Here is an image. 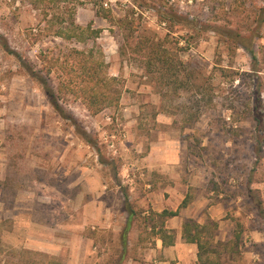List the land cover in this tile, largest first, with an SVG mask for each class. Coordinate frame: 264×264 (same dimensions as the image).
<instances>
[{
	"label": "rangeland",
	"instance_id": "374dc122",
	"mask_svg": "<svg viewBox=\"0 0 264 264\" xmlns=\"http://www.w3.org/2000/svg\"><path fill=\"white\" fill-rule=\"evenodd\" d=\"M72 20L102 30L96 43L57 37ZM128 31L176 54L211 102L195 88L160 94L121 46ZM93 46L122 83L120 103L94 115L68 97L61 116L20 59L39 69L44 54ZM124 192L142 213L125 253ZM188 194L225 221L204 211L219 223L214 249L241 234L220 264H264V0H0V264L142 262L155 242L144 218Z\"/></svg>",
	"mask_w": 264,
	"mask_h": 264
},
{
	"label": "trees",
	"instance_id": "16d2710c",
	"mask_svg": "<svg viewBox=\"0 0 264 264\" xmlns=\"http://www.w3.org/2000/svg\"><path fill=\"white\" fill-rule=\"evenodd\" d=\"M66 0H33V3L40 7L43 4L56 5ZM105 19L112 21L114 17L110 10H105ZM124 24V22H123ZM124 26V25H122ZM122 28V27H120ZM102 30L94 29L92 25L82 27L72 20L66 28H60L55 33L57 37L65 40H77L81 43L94 42L100 37ZM240 42L242 38L237 36ZM122 47L129 49L130 56L142 64L147 74L153 76L160 89V94L166 96L174 90L178 94L180 90L188 92L193 91L200 93L202 98H211L206 87L192 86V76L187 73L181 60H179L171 50L164 44L153 43L142 37L135 38L134 33L128 31L124 36L119 38ZM247 48L244 42H241ZM187 48H180L184 51ZM7 53H13L6 46ZM41 66L39 69L29 61L20 59V65L25 69L28 76L32 78L44 91L49 99L50 105L61 116L65 115L62 102L68 97L79 101L91 114H98L107 108L117 107L122 96V83L108 73V64L106 63L103 53L97 46H93L88 51L73 50L66 58L60 56L51 57L44 54L40 59ZM57 78L53 74L59 72ZM207 102V100H206ZM203 103V101H202ZM196 115V114H195ZM80 135L89 141L87 132L80 129L74 124ZM261 147L259 146V151ZM125 207L128 213V221L121 233L124 253L128 246V235L132 223L135 219L141 218V212L137 210L131 202L128 192H124ZM193 199L190 194L186 195L177 210L165 209L161 212L152 211L147 218H144L145 231L149 232L150 237H154L163 242L165 247L174 246L176 242V232L174 229L166 227V222L172 218L178 217L182 209L187 208ZM264 203L257 201V207L264 216ZM219 228V223L208 219L204 224L194 219H185L182 224V238L186 243L194 244L198 249L197 264H220V258L226 253H234L239 247L241 234L236 233V242H217L223 250L214 249L213 241L215 238L214 230ZM139 241L143 244V232L140 231ZM26 253V252H23ZM215 255V258L213 256ZM46 261L40 264H63L57 259L44 256ZM20 264H29L23 261ZM35 264V263H34ZM38 264V263H36Z\"/></svg>",
	"mask_w": 264,
	"mask_h": 264
},
{
	"label": "crops",
	"instance_id": "0c3cea01",
	"mask_svg": "<svg viewBox=\"0 0 264 264\" xmlns=\"http://www.w3.org/2000/svg\"><path fill=\"white\" fill-rule=\"evenodd\" d=\"M206 203L207 201L204 199H196L187 208L182 209L178 217L172 218L166 222V227L174 229L176 232V242L174 246L165 247L161 240L155 238V242L152 244V246L148 247L150 250V254H147L142 262H132L128 264H197V246L194 244L186 243L183 240L182 224L185 219L189 218L194 219L201 224H204L206 222L204 218V211L208 208V205ZM177 209L178 207H173L168 210ZM208 209L210 217L212 219L219 221L220 225L225 224V221H222L220 217H217L216 210H212L214 209L213 207ZM163 210H158V212H161Z\"/></svg>",
	"mask_w": 264,
	"mask_h": 264
}]
</instances>
